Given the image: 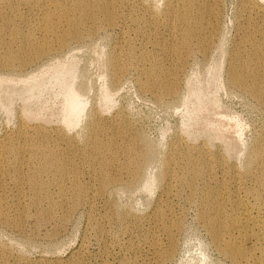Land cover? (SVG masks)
I'll use <instances>...</instances> for the list:
<instances>
[{
  "label": "rangeland",
  "instance_id": "rangeland-1",
  "mask_svg": "<svg viewBox=\"0 0 264 264\" xmlns=\"http://www.w3.org/2000/svg\"><path fill=\"white\" fill-rule=\"evenodd\" d=\"M243 1L205 0L206 22L210 19L205 32L212 35L206 47L194 42L188 49L190 53L179 48L172 56L163 50V46L178 44L181 38V34L171 33L168 28L183 25L175 20L166 21L156 11L163 8L166 0H136L125 9L129 15L121 26H110L103 17L96 23L89 21L78 28L82 37L69 39L63 47L51 32L35 33L34 53L25 63L12 61L0 65V137L12 132L21 119L31 123L41 120L37 117L42 112L51 117L45 122L48 128L64 127L59 115L62 88L51 74L70 61L74 63L73 83L85 85L87 108L80 124L66 129L67 132L84 138L86 133L81 131L87 127V114L94 111L95 102L101 107V96L109 95L106 109L97 108L105 117L94 124L89 136L97 135L108 142L105 162L108 171L118 178L99 193V171L86 155L89 136L76 143L68 135L48 134L44 144L58 143L69 165L77 168L83 199L61 197L60 185L53 181L48 188L53 201L45 199L38 205L31 204L27 181L15 179L11 169L5 171L1 178L5 192L14 194L17 185L25 192L21 205L11 197L1 204L9 219L0 218V264H68L71 260L81 264H148L154 258L152 240L167 244L163 229L170 221L179 222L173 232V253L159 264H234L218 248L199 212L203 207L202 193L212 199L220 198L226 210L232 212L238 202L252 203L253 192L264 189L260 181L264 177L262 161L256 163L251 173L244 167L247 152L264 144V102L255 91L233 83L240 79L238 74L247 65L255 66L258 60L256 56L251 58L249 52L254 49L252 39L264 36L254 26L264 24V0H249L245 5ZM249 4H260L261 15L246 10ZM151 25L157 26L159 33H154ZM90 27L92 33L88 35ZM20 28L36 29L29 23ZM64 31L65 27L58 34ZM122 40L129 43L120 46ZM43 42L50 48L46 53H36ZM16 45L24 46L25 41L19 39ZM128 48L134 51V60L126 58ZM261 52L264 55V48ZM112 53L121 56L124 63L117 85L111 83ZM142 54L149 57L143 59ZM238 55L244 61L236 74ZM155 59L161 62L157 69L160 79L174 84L176 95L158 97L157 86L150 87L153 78L145 70ZM254 71H259L263 78L264 89V64ZM245 82L251 85L253 80ZM25 111L37 116L31 118ZM201 112L213 113L214 121L218 119L217 112L230 118L224 139L205 130ZM136 133L153 145L155 157L144 166L142 178L126 188L131 169L124 147L133 142ZM188 159L198 160L202 167L199 175L181 169ZM100 160L97 157L96 165ZM26 164L28 171V160ZM192 177L194 183L190 184L187 179ZM70 185L68 180L66 187ZM258 200L264 206V197ZM39 207L51 210L52 215L39 217ZM118 208L127 209L128 217L114 218Z\"/></svg>",
  "mask_w": 264,
  "mask_h": 264
},
{
  "label": "bare ground",
  "instance_id": "bare-ground-1",
  "mask_svg": "<svg viewBox=\"0 0 264 264\" xmlns=\"http://www.w3.org/2000/svg\"><path fill=\"white\" fill-rule=\"evenodd\" d=\"M136 0H0V65H8V62L18 61L23 64L34 53L33 37L35 33L51 32L60 47L66 45L69 39L73 37H82L78 28L80 25L89 21L96 23L103 17L108 25H123L129 13L125 11ZM205 0H166L165 5L159 13L166 21H178L183 25L181 27H169L168 31L174 34H181L178 44L165 45L163 50L174 56L179 48L188 50L193 47L194 42L201 47H206L212 33H206L205 29L209 21L207 18V6ZM249 0H244L243 5ZM23 9V10H22ZM118 10H122L118 13ZM124 10V11H123ZM246 10L251 13L255 11L257 15H261L262 7L260 4L247 5ZM154 14L151 13L150 17ZM134 22L140 23L139 19L132 17ZM147 20V18H146ZM29 23L36 29H21L20 25ZM154 33H159L157 26L151 25ZM218 26V21L214 25ZM255 29L260 33L264 32V24H254ZM65 27L62 35L58 34L59 29ZM214 27V28H215ZM90 27L87 34L92 33ZM217 32V29L215 28ZM25 41L24 46L16 45L17 40ZM129 42L122 40L120 46H124ZM252 51L249 52L251 58L258 57L255 66L247 65L246 70L239 72L240 64L244 58L238 55L236 61V74L240 76L239 80H234L239 86L245 87L248 91H255L260 101L264 102V89L262 88L263 78L259 71H254L257 66L264 64V55L261 48H264V36H256L252 39ZM2 48H5L2 51ZM50 46L47 42L40 43L38 50L40 54L46 53ZM27 54V55H26ZM35 55V54H34ZM33 55V56H34ZM32 56V57H33ZM126 58L134 60L136 57L134 51L128 48L125 51ZM148 54H142L143 59H147ZM109 64L112 65V85H117L121 79L123 70V60L121 56L112 53L109 57ZM161 62L155 59L152 64L146 68V74L153 80H150L151 88L157 86V96L162 94L176 95L175 85L168 82L167 79L161 77L157 73ZM74 63L72 61L58 66L52 72L54 77L62 88L60 122L64 125L48 128L45 122L51 118L45 112L39 114L37 118L41 120L31 123L26 119H21L18 126L8 133H4L0 137V218L9 219L8 214L3 210L1 204L8 198L16 199L21 205V198L25 190L17 185L14 194L5 192V188L1 187V178L5 171L11 169L15 179H25L31 190L29 201L31 204L38 205L43 200L53 201L52 192L48 190L53 181H57L61 188V197L67 198L71 196L76 201L83 199V186L78 182L77 168L70 166L63 152L60 150L58 143L53 145L44 144L43 139L48 135L63 136L68 135L74 142L84 141L90 132L94 129V124L98 123L101 118L105 117L104 113L97 110L100 107L96 102L92 106V112L87 114V129L84 128L81 133H86L84 138L79 139L77 135L71 134L66 129H72L79 125L84 118L87 108V99L84 97L83 89L85 85L73 83L72 76L75 77L73 70ZM233 76V75H232ZM252 79L251 85L245 80ZM154 83V84H153ZM109 95L101 96V107L106 109V102ZM100 107V108H101ZM97 110V111H96ZM29 117L37 116L32 111H25ZM211 112H201L200 116L205 118V130L213 133L215 137L224 139L226 137V129L231 125L228 117H223L220 112L217 121L212 119ZM86 117V116H85ZM238 129L236 125V130ZM33 133V135H32ZM79 133L78 135H80ZM90 146L87 150V159L90 164L99 171L98 192L103 193L108 186L117 181L118 178L113 176L107 169L108 162L106 160V152L110 149L107 141L100 139L97 135L89 136ZM5 143V144H4ZM127 155V165L131 169L129 177L125 181V187L129 188L139 181L143 176V169L155 157V148L144 137L136 133L133 142L124 147ZM97 157L101 160L96 165ZM26 160L29 163L27 169ZM261 160L264 165V144L251 148L245 157L244 167L247 173H251L256 163ZM168 158H163V165L166 168ZM181 169L188 174L197 176L202 172V167L198 160L188 159ZM68 180L71 181L69 188L66 187ZM188 183L193 184L194 179H187ZM264 183V177L260 179ZM208 194L212 193L208 189ZM264 197V189L254 191L252 194L253 202H238L232 212H228L224 203L220 198H210L209 195L202 193L203 207L199 214L204 219L208 230L210 231L218 248L223 250L225 254L232 260L234 264H264V206L258 198ZM24 212V210H22ZM52 215L51 210L43 207L38 208L39 217ZM128 217V210L118 208L114 212V218L122 220ZM179 222L170 221L166 223L163 232L168 236L166 245H162L158 239L152 240L150 245L154 248V258L148 264H159L171 257L174 247L173 232L177 228ZM1 257V253H0ZM49 264H61L59 261ZM68 264H81L80 261L71 260Z\"/></svg>",
  "mask_w": 264,
  "mask_h": 264
}]
</instances>
